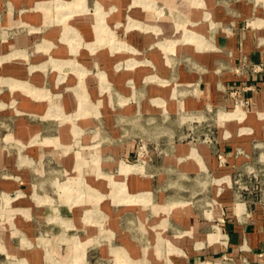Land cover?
Segmentation results:
<instances>
[{
  "label": "rangeland",
  "instance_id": "obj_1",
  "mask_svg": "<svg viewBox=\"0 0 264 264\" xmlns=\"http://www.w3.org/2000/svg\"><path fill=\"white\" fill-rule=\"evenodd\" d=\"M153 1L161 16L141 0H0V264H173L186 249L173 246L178 223L196 212L213 233L221 192L199 146L212 141L217 112L169 111L162 97L178 92V74L207 50L182 43L183 30L207 42L206 10L191 0ZM185 40L205 46L192 33ZM125 44L137 54L120 50H131ZM131 60L139 64L126 67ZM21 97L42 114L21 111ZM21 118L39 127L28 143L14 135ZM184 144L190 156L164 167L148 204L117 202L120 166L124 185L168 165ZM126 145L127 154L116 151ZM241 179L228 189L234 203L259 192L264 167H248Z\"/></svg>",
  "mask_w": 264,
  "mask_h": 264
},
{
  "label": "crops",
  "instance_id": "obj_2",
  "mask_svg": "<svg viewBox=\"0 0 264 264\" xmlns=\"http://www.w3.org/2000/svg\"><path fill=\"white\" fill-rule=\"evenodd\" d=\"M76 1L81 5V0ZM141 1L149 10L155 9L153 0ZM191 1L196 8L203 7L206 10L201 12L200 21L206 26L207 42L202 34L183 30L182 43H193L198 52L207 50L199 55L194 63L191 62L189 70L178 74L181 81L183 80L178 92L173 95V89H169L166 91L168 94L162 97L168 100L166 108L169 111L177 108L185 113H194L200 107L211 106L217 112L218 121L211 133L212 141L208 146L200 145L199 151L205 171L214 175V182L220 187L217 190L221 192V200L216 223L210 225L213 233H207L200 214L196 212L191 213L185 222L178 223L180 227L176 226L175 230L181 233L174 236L173 246L186 249L185 252H179L175 248L179 253L173 257L172 262L264 264V180L258 186V193L241 200L240 203H234V194L228 191L231 179L234 184L239 183L248 167H264V73H252L249 70V65H264V0ZM154 13L161 16L162 10L158 9ZM81 15L79 12L73 15L76 22L84 19L77 18ZM65 19L66 17L59 20L65 22ZM35 21L40 23L41 19L37 18ZM131 27L139 28L136 24ZM66 28L70 40L79 45L81 38L77 31L71 26ZM188 33L201 36L205 46L199 47L194 42L185 40ZM93 44L94 42H85L84 46L92 50ZM130 48L131 50H120L136 55V50ZM128 62L130 63L125 66L129 68L138 63L133 60ZM242 101H245L246 105L235 107L237 102ZM19 104L21 111L30 116L42 114V106L27 97H21ZM218 114L223 119H220ZM15 130L14 135L28 143L36 136L39 127L28 125L27 121L21 118L16 121ZM127 147L126 145L124 148H116V151L127 154ZM191 152L188 144L177 145L172 156L168 158V165L162 162L160 165L150 166L152 169L148 167L144 176H127L124 185L126 192L131 195L125 193L122 182L126 172L124 167L127 165L120 166L119 174L122 179L113 184L117 202L148 204V192L158 187L164 167L170 168L174 159L186 158ZM219 155L222 157V163L217 159ZM62 164L71 165L72 159L64 158ZM185 165L192 166L188 161ZM63 186L60 185L59 188L63 189ZM137 196H142L141 199L144 200L136 202L125 199ZM178 205L183 207L187 204ZM204 216L209 218L208 214Z\"/></svg>",
  "mask_w": 264,
  "mask_h": 264
},
{
  "label": "built area",
  "instance_id": "obj_3",
  "mask_svg": "<svg viewBox=\"0 0 264 264\" xmlns=\"http://www.w3.org/2000/svg\"><path fill=\"white\" fill-rule=\"evenodd\" d=\"M249 70L252 72V73H261L263 72L264 73V65L260 64V65H249ZM242 103H244V105H246V102H237V104L235 105L238 106V105H242ZM243 105V106H244ZM217 159L219 161V163H222V157L219 155L217 156ZM264 208V207H263Z\"/></svg>",
  "mask_w": 264,
  "mask_h": 264
}]
</instances>
